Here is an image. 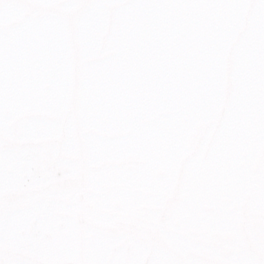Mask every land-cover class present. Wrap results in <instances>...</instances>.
I'll return each mask as SVG.
<instances>
[{"label": "water", "instance_id": "water-1", "mask_svg": "<svg viewBox=\"0 0 264 264\" xmlns=\"http://www.w3.org/2000/svg\"><path fill=\"white\" fill-rule=\"evenodd\" d=\"M0 264H264V0H0Z\"/></svg>", "mask_w": 264, "mask_h": 264}]
</instances>
